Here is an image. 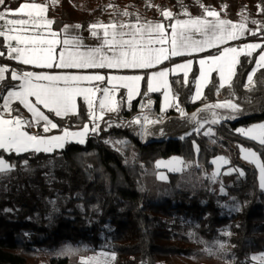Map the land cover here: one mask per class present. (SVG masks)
<instances>
[{
    "label": "trees",
    "instance_id": "trees-1",
    "mask_svg": "<svg viewBox=\"0 0 264 264\" xmlns=\"http://www.w3.org/2000/svg\"><path fill=\"white\" fill-rule=\"evenodd\" d=\"M27 1L31 0H5L0 11L15 9ZM118 1L122 5L128 2ZM159 2L170 5L175 18H189L184 15L185 10L192 18L203 17V5L222 17L246 21L258 29V34L230 45L250 40L264 45V0ZM87 3L88 0H59L48 6L47 16L54 21L56 30L66 23L87 28L109 20L111 12L106 3L92 7ZM147 13L167 25L173 21L162 17L155 6L148 7ZM222 49L220 46L194 55L187 85L180 83L183 74H174L171 86L188 117L206 104L232 99L242 109L236 119L205 125L197 134L193 131L194 122L182 118L173 107L161 122L149 124L148 133L141 135L139 125H128L145 109L141 105L151 99V108L145 109L151 119L161 112V92L145 96L144 83L141 94L130 105L125 103L115 114L105 113L104 121L113 126L101 122L99 133L87 136L84 144L72 141L53 153L0 150V158L15 165L11 171L0 173V264H79L81 257L97 251L104 235L110 236V249L116 254L117 264H250L251 255L264 250V189L260 187L258 169L241 157L240 146L256 150L263 163L264 148L235 130L264 121V69L254 76L255 88L246 90L247 74L255 66L260 49L254 50L251 57L242 55L230 86L217 91L219 74L213 72L203 98L193 102L199 74L197 57L216 55ZM0 52L5 53L0 56V65L10 70H27L7 58L3 38ZM5 75L8 78L2 88L11 90L19 82L10 79V72ZM2 88L0 95H6ZM121 98L126 99L123 88L117 99ZM12 108V115L24 112L18 102ZM85 109V102L80 99L78 116L61 119L47 109L44 112L60 125L55 131L61 132L64 127L81 129L88 122ZM216 111L222 116L229 114L225 109ZM205 117L212 119L208 112H201L197 119L203 121ZM208 127L214 135L203 134ZM193 142L199 146L198 153ZM218 155L227 156L229 163L213 182L208 177L214 170L212 159ZM171 156L181 157L185 168L169 172L166 180L160 179L157 161ZM230 169L239 171L226 174ZM225 231H229L232 245L227 252H213L199 242L202 238L219 239ZM66 246L79 251L64 255Z\"/></svg>",
    "mask_w": 264,
    "mask_h": 264
},
{
    "label": "snow or ice",
    "instance_id": "snow-or-ice-1",
    "mask_svg": "<svg viewBox=\"0 0 264 264\" xmlns=\"http://www.w3.org/2000/svg\"><path fill=\"white\" fill-rule=\"evenodd\" d=\"M5 0H0V5H4ZM108 7H114L109 5ZM205 16L190 17L185 10L184 15L187 19H177L170 10H162V17L174 20V23L165 25L162 22H140L136 16V23H120L110 21L105 24L102 22L90 25V35L98 41L96 46H86L80 36H71L70 29H79L80 25L65 26L63 38H58L61 33L52 29L54 21L46 17L47 5L40 3H21L17 8H5L0 11V38L6 43L7 55L10 59L18 61L22 65H31L41 69H61L60 72L47 71H17L10 70L6 66H0V88L8 78L6 73L10 72V79L18 81V84L11 86L12 90L2 88L6 95H0L3 104L0 105V150L9 153H53L57 149H63L66 143L75 141L80 144L85 143L87 136L98 134L101 122L107 123L108 127L113 125L104 121L105 113H118L121 106L131 104L134 96L140 95V82L145 79L142 75H102L99 72L88 73L86 70L108 69V70H142L152 69L161 65L164 61L173 57L192 55L201 53L208 49L219 48L228 41L236 40L244 35L245 24H234L231 21L221 19L219 13L208 7L203 6ZM226 7V6H225ZM264 12V8L261 9ZM122 15L130 16L126 10ZM9 15L19 18L9 19ZM259 24L258 21H252ZM264 28V25H261ZM127 29V30H125ZM252 35H257V31L247 30ZM12 42H15L13 46ZM247 49L243 53L251 57L253 50L260 49L258 59L254 61L255 66L247 74L245 88L253 90L255 88L254 76L257 71L264 69V45L249 43L243 45ZM5 53L0 52V56ZM240 51L235 47H223L218 55H209L201 58L199 63V76L196 78V91L192 96L193 102L202 98L201 87L205 81H209L212 72H218L219 85L217 91L231 85L232 78L235 77L236 68L239 65ZM193 65L191 59L184 63L176 64L172 69H161L152 71L147 77V91L144 95L153 92L164 91V101L166 107H175L180 116L194 122L193 131L197 134L208 124H216L221 119H236V114L242 109L239 104L232 99H225L223 102H216L204 105L198 109L191 117H188L185 110L179 106L178 96L173 95L169 99V72L173 74L179 69L183 73V80L180 83L187 85L189 71ZM76 70V71H72ZM108 87H102L103 83ZM120 88L127 91V96L116 99ZM18 89V90H17ZM97 94H100L99 96ZM34 97L35 102L30 98ZM82 97L85 102V115L87 123H84L80 130H70L68 127L61 129L62 134L47 135L60 125L46 115L38 107L42 105L54 117L64 119L70 115H79L77 98ZM15 100L31 113V119H24L19 115H12L14 109L11 102ZM97 101L99 115H97ZM151 99L147 104H142L141 108H151ZM217 109L228 110L227 116H222ZM162 111H165L162 108ZM201 112H208L212 119L206 117L197 119ZM159 120L150 119L148 114L135 117L128 125L133 124L141 127V135L148 133V125L156 124ZM33 126L42 128L44 134L31 133L26 129ZM120 126V125H116ZM246 138L258 142L264 148V123L253 124L247 128L235 130ZM205 136L214 135L212 128L208 127L203 133ZM186 135H191L187 133ZM184 137H181L183 139ZM107 142V141H106ZM124 143V142H120ZM195 151L199 152V146L195 145ZM244 153L243 158L250 162L258 161V154L252 149L241 148ZM225 164L228 160L220 157ZM27 164V161H24ZM216 163V161H213ZM177 164H185L179 158L171 161H157V167L161 165L168 167L170 171L179 172L183 169ZM15 165L8 163L0 158V173L11 171ZM260 169V187L264 189V163H258ZM239 171L237 169H230ZM220 173L214 171L208 177L216 182ZM243 175V172H240ZM160 179H165L163 174ZM223 193L224 188L221 186ZM230 235V233H228ZM223 249L225 246L220 244ZM78 249L66 246L62 254L74 255ZM264 264V254L252 257ZM115 260V253L101 251L89 257H81L79 264H112Z\"/></svg>",
    "mask_w": 264,
    "mask_h": 264
},
{
    "label": "crops",
    "instance_id": "crops-1",
    "mask_svg": "<svg viewBox=\"0 0 264 264\" xmlns=\"http://www.w3.org/2000/svg\"><path fill=\"white\" fill-rule=\"evenodd\" d=\"M31 1H32V0H31ZM31 1H27V2L31 3ZM33 2H34V1H33ZM24 3H25V2H24ZM47 9H48V8H47ZM122 12H124V11H122V10H118V11L113 12V13L109 16V20L104 21V22H102V23L107 24V23H109L110 21H114V22H116L117 24H120V23H122V22L125 23V24H127V23H129V22H131V23H136V16H137V15L126 16V15H122V14H121ZM138 16H139L140 22H142V23H143V22H146V21H151V22H162V23H164L165 25H167L166 21L153 19V18H151L148 14H146V13H144V12L138 14ZM46 17L48 18V16H47V11H46ZM219 17H220L221 19H225V20L231 21V22L234 23V24H240V23H244V24H245V29H246V31H245L244 35L239 36L238 39H243V38H248V37L253 36V35H252L250 32H248L247 30L258 31L257 28L250 27V26L247 24L246 21H233V20H231V19H229V18L222 17V16H220V15H219ZM8 18H9V19H15V18H19V17L14 16V15H9ZM48 19H50V18H48ZM177 19H187V18H177ZM172 23H174V20L172 21ZM66 25H67V26H74V25H80V24H78V23H66V24H64V25L62 26V28H60L59 30L54 29V27H53V25H52V29H53V30H55V31H57V32H59V33H61V35H60L58 38H60V39L63 38V29H64V27H65ZM80 26H81V27H80L79 29L71 28V29H70V35H71V36H80V37H82V38H83V43H84L86 46H96L97 43H98V41H97L96 39H94V38L90 35V31H89V28H90V27L84 28V27H82V25H80ZM125 30H127V29H125ZM238 39H236V40H238ZM236 40L228 41L226 44L221 45V46H223V47H235V48H237V49L240 51V53H241V54L239 55V57H238V59H239V61H240V58H241V56L243 55V53L247 51V49H244V48H243V45H246V44H249V43H253L254 40H250V41L244 42V43L241 44V45H230V43H232V42H234V41H236ZM5 44H6V43H5ZM12 44H13V46H15V42H12ZM212 49H213V48H212ZM208 50H209V49H208ZM197 54H200V53H193L192 55H183V56H187V57L184 58V59H181V60H174V58H176V57H173V58L170 59L167 63L162 64V65H158V66H156L155 68H152V69H142V70H108V69H93V70H86V71H87L88 73L99 72L100 74L105 75V76H108V75H137V74H138V75H142V76L145 77V79L142 80V81L140 82V93H141L142 85L145 83V84H146V87H147V77H148V75H150V73H151L152 71H159V70H161V69H165V68H167V69H172V68L174 67V65H176V64H180V63H184L185 61L191 59V60L193 61V65H192V67H191V69H190V71H189V73H190V72L192 71L193 66H194V63H195L194 55H197ZM216 55H218V54H216ZM208 56H209V55H208ZM205 57H206V56H199V57H197V63H198V61H199L201 58H205ZM7 58H8L9 60H11V61H14V60L10 59V58L8 57V55H7ZM14 62L19 63L18 61H14ZM19 64H20V63H19ZM21 65H22V64H21ZM165 65H167V66H165ZM198 65H199V63H198ZM23 66H25V67L27 68V71H36V72L47 71V72H52V73L63 71V70H61V69H56V68H53V69H41V68H37V67L31 66V65H23ZM199 67H200V66H199ZM236 69H237V68H236ZM72 71H76V70H72ZM175 74H183V73H182L179 69H177ZM212 74H213V72H212ZM212 74H211V76H212ZM172 75H174V74H173L172 72H169V74H168V76H167V79H168V81H169V99H170V100L172 99V97H173V95H174V94H173V90H172V86H171V81H170ZM198 76H199V74H198ZM211 76L209 77V81H205L204 84H203L202 87H201L202 98H203V96H204V92H205L206 86L209 84V82H210V80H211ZM232 79H233V78H232ZM225 83H226V85H228L227 82H225ZM103 84H104V87H108V86H109L106 82L103 83ZM123 89H124V88H123ZM17 90H18V89H17ZM119 90H120V89H119ZM124 90L126 91V89H124ZM195 91H196V85H195V89H194V93H193V95L195 94ZM160 92H161V106H160V110H161V113L165 114L168 110H170V109L173 108V107H166V106H165L164 93H163L164 90L161 89ZM118 94H119V92L117 93L116 98H118ZM126 96H127V91H126ZM138 97H139V95L134 96V98H133L132 100H134V99H136V98H138ZM202 98H201V99H202ZM30 99H31L33 102H35V98H34V97H32V98H30ZM80 99H83V98H82V97H78V98H77V105H78V107H79V100H80ZM201 99H199V100H197V101H200ZM197 101H195V102H197ZM16 102H18V101L13 100V101L11 102V104L16 103ZM18 103H19V102H18ZM22 106H23V105H22ZM38 107H40V109H41L42 111H44V108H43L42 105H38ZM162 108H164L165 111H162ZM23 113H25L26 116H27L29 119L32 118L31 113H29L28 110H27L26 108H24V112H23ZM45 114H46V113H45ZM46 115H47V114H46ZM55 130H56V129H54L53 131H55ZM39 134H40V133H39ZM5 161H6V160H5ZM8 163H9V162H8Z\"/></svg>",
    "mask_w": 264,
    "mask_h": 264
},
{
    "label": "rangeland",
    "instance_id": "rangeland-1",
    "mask_svg": "<svg viewBox=\"0 0 264 264\" xmlns=\"http://www.w3.org/2000/svg\"><path fill=\"white\" fill-rule=\"evenodd\" d=\"M33 1L35 3L45 4V5H47V8H48L49 5H53V4H56V3L59 2V0H32L31 2H33ZM126 1L127 0H125V2ZM99 2L106 3L107 6H109V5L114 6V7H108V9L110 10L111 14L113 12H115V11H118V10H122V11H125L126 10L127 12L131 13L132 15H138V14L143 13V12L146 13V14H148L147 13V8L148 7H151V6L158 7L161 10V12H162V10H170L172 12V7L170 5L163 6L159 2V0H128V2H126L124 5H122L118 0H88V3L87 4H88L89 7H92V6L98 5ZM27 3H29V2H27ZM130 5L132 7H130ZM253 43L261 44L259 41H254ZM168 61L169 60L164 61L162 64H165ZM0 66H2V65H0ZM165 66H167V65H165ZM101 86L104 87V84H102ZM163 90L165 91V89H163ZM97 95L99 96L100 94H97ZM11 107H12V104H11ZM145 109H148V108H145ZM145 109H143V111H144L143 114H148V113H145ZM97 115H99L98 101H97ZM141 115L142 114H140V116ZM19 116L23 117L26 120L29 119L26 116L25 113H22ZM149 118L151 119V117H149ZM259 123H264V121L259 122ZM255 124H257V123H255ZM252 125H249V126H240L239 128H247V127H250ZM26 130L29 131V132H31V133L44 134L43 131H42V128H38V127H35V126H33L30 129H26ZM77 130H80V129H77ZM58 134H62V133L52 130L47 135H58ZM86 141H87V137L85 139V143H86ZM73 142H75V141H73ZM241 148H244V149H252L253 151H256L253 148H249V147H245V146H240V151H241ZM257 154H258V161L251 162V163H253L256 166V168L258 169V172H259V183H260V169L258 167V163H263V161H262V158H261V156L259 155L258 152H257ZM243 156H244V153L241 152V157L243 158ZM220 157H223V158L227 159L228 160V163H229V158L227 156H225V155H218V156L214 157L212 159V161H216V163H213L214 164V170H213V172L214 171H218L219 173H221L222 168L228 164V163L225 164L222 160H219L218 158H220ZM173 158H179L181 161H183V159L181 157H179V156H171V157L161 158L158 161H163L166 164L167 162L171 161ZM247 161H249V160H247ZM177 166L178 167H181L183 170L185 168V164H177ZM158 168H159V177H160L161 174H163L165 176V179L164 180H166L168 178V173L169 172H173V171H170L168 167H165L163 165H161ZM228 233H229V231L223 232L222 236L219 239H216V240H213V241H208V240H205V239L202 238V239L199 240V242L202 245H204V247L206 249L211 250L213 252H217V251H226L227 252L228 250H230V248L232 246L231 245V242H230V240L228 238L229 237V234ZM220 244H223L225 247L223 249H221L219 247ZM101 251H105V252H109V253H115L114 251H112L110 249V236L104 235L103 241L100 244V246L97 249V251L95 253H92V254H90L88 256H84V257H89V256H92V255H95V254H97V253H99ZM261 254H264V250L263 251H260V252L253 253L251 255V263L250 264H260V261L259 260H253L252 257H254V256L258 257ZM112 264H117L116 254H115V260L112 262Z\"/></svg>",
    "mask_w": 264,
    "mask_h": 264
},
{
    "label": "built area",
    "instance_id": "built-area-1",
    "mask_svg": "<svg viewBox=\"0 0 264 264\" xmlns=\"http://www.w3.org/2000/svg\"><path fill=\"white\" fill-rule=\"evenodd\" d=\"M148 95V94H147ZM147 95H145V96H147ZM144 113V111L142 110V111H140L138 114H143ZM158 118V120H159V122H161L162 120H163V118H164V114L163 113H157L155 116H154V119H157Z\"/></svg>",
    "mask_w": 264,
    "mask_h": 264
}]
</instances>
